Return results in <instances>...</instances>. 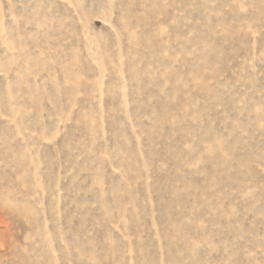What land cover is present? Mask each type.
<instances>
[{
    "label": "rangeland",
    "instance_id": "rangeland-1",
    "mask_svg": "<svg viewBox=\"0 0 264 264\" xmlns=\"http://www.w3.org/2000/svg\"><path fill=\"white\" fill-rule=\"evenodd\" d=\"M0 264H264V0H0Z\"/></svg>",
    "mask_w": 264,
    "mask_h": 264
}]
</instances>
